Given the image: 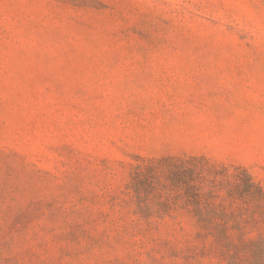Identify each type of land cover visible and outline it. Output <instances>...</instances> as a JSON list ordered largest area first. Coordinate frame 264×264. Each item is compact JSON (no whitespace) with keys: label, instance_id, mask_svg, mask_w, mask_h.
Segmentation results:
<instances>
[{"label":"rangeland","instance_id":"1","mask_svg":"<svg viewBox=\"0 0 264 264\" xmlns=\"http://www.w3.org/2000/svg\"><path fill=\"white\" fill-rule=\"evenodd\" d=\"M167 154L264 188V0H0V264H227L135 213Z\"/></svg>","mask_w":264,"mask_h":264},{"label":"trees","instance_id":"2","mask_svg":"<svg viewBox=\"0 0 264 264\" xmlns=\"http://www.w3.org/2000/svg\"><path fill=\"white\" fill-rule=\"evenodd\" d=\"M136 159L127 188L141 219L186 215L202 258L264 264V188L245 167L231 170L205 154Z\"/></svg>","mask_w":264,"mask_h":264}]
</instances>
